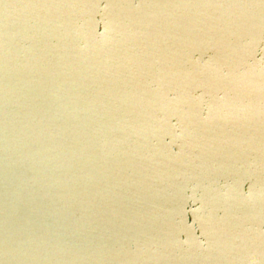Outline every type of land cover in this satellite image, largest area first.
Masks as SVG:
<instances>
[{
    "label": "water",
    "instance_id": "obj_1",
    "mask_svg": "<svg viewBox=\"0 0 264 264\" xmlns=\"http://www.w3.org/2000/svg\"><path fill=\"white\" fill-rule=\"evenodd\" d=\"M0 264H264V0H0Z\"/></svg>",
    "mask_w": 264,
    "mask_h": 264
}]
</instances>
